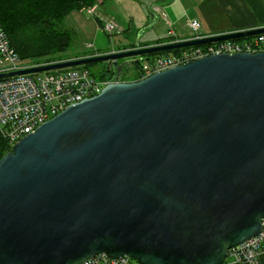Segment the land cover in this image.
Returning <instances> with one entry per match:
<instances>
[{"label":"water","instance_id":"1","mask_svg":"<svg viewBox=\"0 0 264 264\" xmlns=\"http://www.w3.org/2000/svg\"><path fill=\"white\" fill-rule=\"evenodd\" d=\"M88 15V13H87ZM264 28L0 74L111 63L114 82L0 160V264H224L264 219V53L220 54L125 82L148 54ZM129 59V60H122Z\"/></svg>","mask_w":264,"mask_h":264},{"label":"built area","instance_id":"2","mask_svg":"<svg viewBox=\"0 0 264 264\" xmlns=\"http://www.w3.org/2000/svg\"><path fill=\"white\" fill-rule=\"evenodd\" d=\"M189 27L193 32L191 39L205 38L200 34L201 24L198 20H191ZM116 30L119 29L114 22L104 24L106 33L113 34ZM238 53H264V35L215 42L191 47L179 54L158 55L150 61L143 60L139 80L197 59ZM58 62L33 63L21 60L0 23V74ZM59 70L63 71H42L0 79V138L9 146L10 151L20 139L33 133L41 124L54 118L69 106L99 95L106 85L114 82V80L99 79L87 68ZM262 252H264V219L261 234L230 249L224 264H262L260 259ZM84 264L137 263L129 257L114 260L101 254Z\"/></svg>","mask_w":264,"mask_h":264},{"label":"crops","instance_id":"3","mask_svg":"<svg viewBox=\"0 0 264 264\" xmlns=\"http://www.w3.org/2000/svg\"><path fill=\"white\" fill-rule=\"evenodd\" d=\"M98 9L118 26L116 36L122 40L118 49L113 48L116 50L130 49L137 43L154 46L190 40L193 37L189 27L191 20L200 22V34L205 37L264 28V0H109L101 7L71 15L74 21L80 22L82 14H95ZM162 22L168 30L167 35L163 33ZM158 24L161 27L156 26ZM101 32L105 34L103 29ZM101 32L92 34L95 47H98L96 54L112 50L100 52L106 43ZM260 259L264 264V252Z\"/></svg>","mask_w":264,"mask_h":264},{"label":"trees","instance_id":"4","mask_svg":"<svg viewBox=\"0 0 264 264\" xmlns=\"http://www.w3.org/2000/svg\"><path fill=\"white\" fill-rule=\"evenodd\" d=\"M108 1L0 0V23L21 60L33 63L66 60V54L77 39L76 33L64 25L66 17L74 12H87L101 7ZM97 22L104 31V23L100 19ZM186 49L188 48L143 56L141 61L132 66L137 69V78L134 81L140 79L143 60L150 61L158 55L179 54ZM115 75L113 65L105 63L98 78L111 81L115 79ZM1 140L0 138V160L10 151L9 146Z\"/></svg>","mask_w":264,"mask_h":264},{"label":"rangeland","instance_id":"5","mask_svg":"<svg viewBox=\"0 0 264 264\" xmlns=\"http://www.w3.org/2000/svg\"><path fill=\"white\" fill-rule=\"evenodd\" d=\"M93 10V9H92ZM90 15L92 17H90ZM86 15V13L81 15V21L77 22L74 21V16L69 15L70 17L66 18L64 21L65 27L68 29H71L76 33V41L73 44V47L69 50V52L66 54L67 57L65 58L66 60H72L80 57H86V56H94V55H100L103 53H97L94 41H93V36L92 34L95 32H101V27L98 24L96 19H100L103 21L104 24H107L110 22L111 19L110 16L106 15L102 9H98L95 14H90ZM201 17H203L202 14H200ZM163 20L166 22L167 19L165 16H162ZM113 22V21H112ZM116 24V23H115ZM117 25V24H116ZM158 27H161V24L156 25ZM162 27L164 28L163 33L168 34V30L166 31V25L163 24L162 22ZM93 29V31H91ZM169 29V28H168ZM102 33V32H101ZM109 33H102L103 38L105 39L106 43L101 46V51L100 52H106V50H110L113 48L118 49V44L122 40L120 39V36H116L118 34V31H114L112 35H107ZM138 40V39H136ZM173 43V42H170ZM166 44V43H164ZM94 54V55H93ZM66 60H61L60 62L66 61ZM124 61L129 60V59H122ZM58 62V61H57ZM58 62V63H60ZM105 66L104 63H98V64H92V65H87V66H79V68H87L89 71H91L96 77H98V74L101 70V68ZM66 70V69H64ZM59 72H62L63 70H58ZM136 74H137V69L136 68H126L124 70V75L122 77L123 81H134L136 80ZM227 259V258H226ZM226 261V260H225Z\"/></svg>","mask_w":264,"mask_h":264},{"label":"clouds","instance_id":"6","mask_svg":"<svg viewBox=\"0 0 264 264\" xmlns=\"http://www.w3.org/2000/svg\"><path fill=\"white\" fill-rule=\"evenodd\" d=\"M170 43V42H169ZM162 44H164V43H162ZM167 44V43H166ZM159 45H161V44H159ZM125 82H130V81H125ZM132 82V81H131Z\"/></svg>","mask_w":264,"mask_h":264},{"label":"flooded vegetation","instance_id":"7","mask_svg":"<svg viewBox=\"0 0 264 264\" xmlns=\"http://www.w3.org/2000/svg\"><path fill=\"white\" fill-rule=\"evenodd\" d=\"M111 64V63H110Z\"/></svg>","mask_w":264,"mask_h":264}]
</instances>
